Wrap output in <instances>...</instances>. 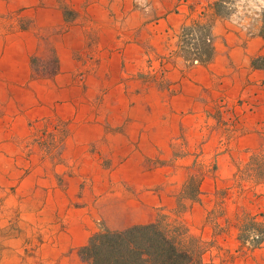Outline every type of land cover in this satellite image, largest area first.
Masks as SVG:
<instances>
[{
  "label": "crops",
  "instance_id": "crops-1",
  "mask_svg": "<svg viewBox=\"0 0 264 264\" xmlns=\"http://www.w3.org/2000/svg\"><path fill=\"white\" fill-rule=\"evenodd\" d=\"M217 2L44 0L34 14L46 22L0 24V209L29 207L28 219L46 225L37 262L18 247L0 264H91L79 249L93 234L175 211L193 166L214 159L181 219L214 242L206 259L264 264V241L241 239L243 213L264 222V195L227 201L218 233L209 223L213 192L229 190L225 178L264 147V62L254 64L264 59V7L241 0L223 16ZM203 25L215 50L207 62L183 36ZM37 57L56 70L37 74ZM53 117L66 135L52 166L33 123Z\"/></svg>",
  "mask_w": 264,
  "mask_h": 264
},
{
  "label": "rangeland",
  "instance_id": "rangeland-1",
  "mask_svg": "<svg viewBox=\"0 0 264 264\" xmlns=\"http://www.w3.org/2000/svg\"><path fill=\"white\" fill-rule=\"evenodd\" d=\"M43 2L44 0H4L5 11L3 13L0 3V24L4 25L8 30L13 28L14 25L26 28L35 23L46 22V15L37 16L34 14L35 9L42 5ZM226 10L229 12L241 11V0H229ZM67 15L66 18L70 19L71 16ZM199 33V31L193 32L187 40L191 44L201 45L202 41L199 39ZM196 36L198 40L195 39ZM38 59L39 57H37V61L34 63L37 74H45L51 70H56L57 66L54 60H50L47 63L41 62ZM33 124L34 126L36 124L40 126L34 131L33 141L38 144L39 149L48 158V163L52 166L61 163L63 161L62 152L66 135L65 124L55 117L53 119L36 120ZM49 164L47 165L49 166ZM193 168L195 169H193L192 175L188 178L185 188L179 196L177 209L169 214L166 213L168 221L174 222L179 217L180 219L183 218V214L189 210L192 203L197 201L203 175L208 171L215 172L217 161L216 159L206 162L199 160ZM55 177L59 182L61 177L57 175ZM225 179L234 184L229 190L218 189L213 192L214 207L213 211L209 214V223L211 225L214 224L213 222L217 217L221 218L225 215L223 206L230 199L238 200L242 203L243 199H246V196L257 200L264 195V147L255 153H246L245 157L238 164L236 175L233 177L228 176ZM30 209L29 207H23L22 214H19L14 208H6V211L0 209V261L3 259L4 251L6 262H8L13 258L15 248L20 247L23 262H29L30 258L37 262V251H39V248L45 241L46 225L41 221L33 222L31 219H28L31 217L26 212ZM253 219L263 222L261 216L256 218L244 213L241 215L242 232L244 225ZM213 226L214 233H218L220 231L219 225L214 224ZM20 233L23 236H27L21 240L17 239V234ZM192 233L198 236L196 233ZM245 234L249 235L250 240L252 239V236H250L253 234L252 230L247 231ZM206 242L208 247L214 244L209 239ZM247 244L250 247L249 240ZM215 258L214 260L216 261L225 262V259H222L221 256L216 255Z\"/></svg>",
  "mask_w": 264,
  "mask_h": 264
},
{
  "label": "trees",
  "instance_id": "trees-1",
  "mask_svg": "<svg viewBox=\"0 0 264 264\" xmlns=\"http://www.w3.org/2000/svg\"><path fill=\"white\" fill-rule=\"evenodd\" d=\"M229 0H218L216 11L228 15L226 5ZM264 32V9L262 11ZM202 44L194 51L199 61H210L214 55V46L206 25L198 28ZM193 34L191 26L183 29L185 42ZM195 47V48H196ZM264 62L257 58L255 65ZM182 214V213H181ZM166 215L146 224H135L122 230L104 228L93 234L88 243L79 249L80 255L91 264H224L222 261L208 260L205 254L207 242L193 234L180 217L177 221L167 220ZM252 230V239L245 234ZM259 234V238L256 235ZM244 242L250 241L251 247H257L264 241V222L251 220L244 225L241 233Z\"/></svg>",
  "mask_w": 264,
  "mask_h": 264
},
{
  "label": "clouds",
  "instance_id": "clouds-1",
  "mask_svg": "<svg viewBox=\"0 0 264 264\" xmlns=\"http://www.w3.org/2000/svg\"><path fill=\"white\" fill-rule=\"evenodd\" d=\"M140 0H137V3H139ZM253 7L259 9L260 7H264V0H258V3L253 4ZM256 238H259V234L256 235Z\"/></svg>",
  "mask_w": 264,
  "mask_h": 264
}]
</instances>
